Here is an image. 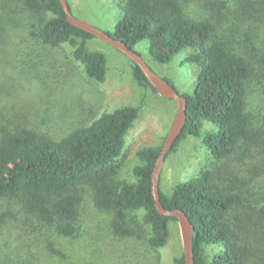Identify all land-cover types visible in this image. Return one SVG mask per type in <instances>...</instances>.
I'll list each match as a JSON object with an SVG mask.
<instances>
[{"label":"trees","instance_id":"obj_1","mask_svg":"<svg viewBox=\"0 0 264 264\" xmlns=\"http://www.w3.org/2000/svg\"><path fill=\"white\" fill-rule=\"evenodd\" d=\"M14 1L23 13L0 10V57L1 49L10 46L9 32L22 23L29 29L32 25L41 42L51 47L69 44L86 75L105 81L107 55L90 47L96 37L67 20L60 0ZM227 3L120 0L123 16L113 31L105 32L136 52V45L148 40L151 56L163 64L185 47L194 48L188 60L198 67L195 90L180 92L165 78L188 100L186 124L165 158L195 136L214 160L178 182L170 194L160 187V199L166 209H181L192 222L195 264H264V107L250 106L260 72L264 91V0H244L241 7L229 9ZM131 62L135 81L157 92ZM2 101L0 97V264L66 260L55 239L76 235L86 187L96 207L111 214L116 235H136L130 213L143 211L140 225L148 244L160 249L168 243L169 223L178 219L156 208L151 178L163 144L139 149L135 180L117 179L126 137L140 117L138 106L103 112L56 138L14 125ZM205 121L217 129L204 128ZM16 208L54 236L43 233L36 249L28 248L26 239L16 237L22 235L7 230ZM212 247L219 249L208 259ZM175 261L184 264V253Z\"/></svg>","mask_w":264,"mask_h":264},{"label":"rangeland","instance_id":"obj_2","mask_svg":"<svg viewBox=\"0 0 264 264\" xmlns=\"http://www.w3.org/2000/svg\"><path fill=\"white\" fill-rule=\"evenodd\" d=\"M68 2L75 17L103 31H113L124 13L120 0ZM227 2L228 9L244 4V0ZM18 4L14 0H0V10L8 7L15 16L22 15ZM33 32L32 25L30 29L23 23L16 25L9 32L10 46L1 49L0 97L4 98L1 105L8 111L10 121L14 125L29 126L61 138L73 127L90 123L103 112L125 104L138 106L140 117L126 137L122 155L118 159L121 167L117 174L118 180H135L133 168L139 163L137 152L143 146L164 143L175 117L176 101L161 96L151 87L139 85L133 77L132 60L98 38L91 39L89 45L108 57V70L103 82L92 80L86 75L82 63L74 59L69 44L51 47L41 42ZM136 49L158 75L170 79L180 92L195 90L198 67L188 60V56L194 52L193 47H185L174 55L171 62L164 64L153 59L148 40L139 42ZM260 76L261 72L254 79L250 106L264 107V91L260 88L262 80H258ZM204 128L216 130L217 126L205 121ZM213 160L202 139L189 136L176 152L164 159L159 178L161 189L170 194L178 182L197 175L209 167ZM81 193L83 203L79 210L76 235L68 239H55L67 259H52L51 263L176 264L175 259L184 253L178 221L171 220L169 223L168 243L160 249H154L141 231L143 211L130 213L132 226L137 228L136 235L119 236L110 227L111 214L96 207L91 190L86 187ZM13 211L15 215L7 230L22 235L16 237L26 239L28 248L36 249L35 244L43 233L50 239L54 236L47 234L45 228L18 208ZM218 249H208V259Z\"/></svg>","mask_w":264,"mask_h":264},{"label":"water","instance_id":"obj_3","mask_svg":"<svg viewBox=\"0 0 264 264\" xmlns=\"http://www.w3.org/2000/svg\"><path fill=\"white\" fill-rule=\"evenodd\" d=\"M63 9L66 13L67 20L73 25L91 33L96 38L106 42L121 52H123L130 60L140 66L145 76L151 85L155 88L158 94L161 96L175 100L177 103V109L175 117L167 134V137L163 143L160 155L156 160V166L152 172V193L155 199V205L158 211L167 216H174L178 219L184 249V264H195L194 263V250H193V225L187 214L181 209L168 210L164 207L160 199V186L159 178L162 164L165 157L172 149L174 143L182 133L184 126L187 121V103L188 100L184 95H181L177 89L165 78L158 75L145 61V59L134 49L130 48L123 41L116 39L109 33L99 29L92 25L88 21L79 19L72 13L68 0H60Z\"/></svg>","mask_w":264,"mask_h":264}]
</instances>
